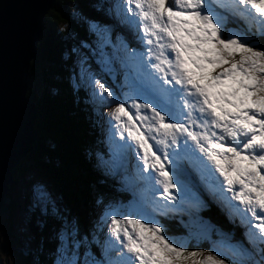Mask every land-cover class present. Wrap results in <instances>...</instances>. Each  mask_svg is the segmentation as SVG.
I'll list each match as a JSON object with an SVG mask.
<instances>
[{
    "label": "snow or ice",
    "instance_id": "1",
    "mask_svg": "<svg viewBox=\"0 0 264 264\" xmlns=\"http://www.w3.org/2000/svg\"><path fill=\"white\" fill-rule=\"evenodd\" d=\"M82 20L71 85L101 129L96 168L131 199L101 195L84 220L35 180L31 208L56 223L50 264H264V0H115ZM206 199L243 239L183 221ZM177 214L189 237L171 234Z\"/></svg>",
    "mask_w": 264,
    "mask_h": 264
},
{
    "label": "trees",
    "instance_id": "2",
    "mask_svg": "<svg viewBox=\"0 0 264 264\" xmlns=\"http://www.w3.org/2000/svg\"><path fill=\"white\" fill-rule=\"evenodd\" d=\"M107 1L56 0L54 7L47 14L38 44L39 56L31 63L30 76H35L39 68L42 69L44 80L54 92L47 94L50 98L47 96L43 98V95L38 97L34 90H28V96L38 106L36 123L38 138L32 152L15 168V176L17 173L23 175L25 169L23 172L21 169L27 161L33 162L36 168L48 172L64 204L72 213L84 220L94 217L95 201L99 196L121 198L127 202L126 199L128 200L130 195L117 191L118 186L112 181H106L96 168L92 153L99 146L97 117L92 109L85 105L83 92L78 96L71 82L69 83L68 58L66 56L64 59L62 55L67 53L73 41L69 40L68 36L65 38L58 24L59 21L68 22L69 3H77L84 12L93 17H102L107 11ZM73 25L80 31L79 34H84L86 26L81 19L77 25L75 23ZM240 25L246 28L244 23ZM233 27L237 28L235 25ZM253 30L255 31V27ZM79 34H76V37L80 36ZM257 40L260 44H264L263 37L257 35ZM46 62H49L48 66L45 65ZM15 188L14 179L7 198L12 196ZM6 200L0 214V229L2 214L8 209ZM200 216L203 220L216 225L221 231L228 232L226 221L220 213L205 210ZM170 223L171 234L180 236L186 231L178 222ZM40 236L45 237L44 245L48 246L50 234L47 233V228L40 233ZM51 244L53 247V242ZM43 264H45L44 260Z\"/></svg>",
    "mask_w": 264,
    "mask_h": 264
},
{
    "label": "water",
    "instance_id": "3",
    "mask_svg": "<svg viewBox=\"0 0 264 264\" xmlns=\"http://www.w3.org/2000/svg\"><path fill=\"white\" fill-rule=\"evenodd\" d=\"M56 0H0V214L15 168L34 149L38 106L28 96L31 63ZM31 231L39 237L34 215Z\"/></svg>",
    "mask_w": 264,
    "mask_h": 264
},
{
    "label": "rangeland",
    "instance_id": "4",
    "mask_svg": "<svg viewBox=\"0 0 264 264\" xmlns=\"http://www.w3.org/2000/svg\"><path fill=\"white\" fill-rule=\"evenodd\" d=\"M114 2L115 0H110L109 5H111ZM67 8H69L68 9L69 18H67L68 22L61 23L59 21L58 28L64 33L65 38L66 36H68L67 38L73 41V39L76 37V33L73 30V28L75 27L73 23L77 25V22L79 23V19L82 20V17H93V16L87 14L86 11L84 12V9L80 7L77 3H69ZM79 35L81 36V34ZM66 56L67 55L63 53L62 57L64 59L66 58ZM45 65L48 66L49 62H46ZM43 67L45 66L43 65ZM68 78L70 83L71 82L70 75ZM30 89L34 90L38 97H41L43 95L42 96L43 98L44 96H47V94L49 93L52 94V92H54L51 86H49V83L44 80V74L42 73V69L40 68L35 76L29 77V90ZM47 98L50 97L47 96ZM111 107L112 105H110L107 110H110ZM99 132L101 136L100 127H99ZM25 158L27 157H24L23 159ZM23 169H25L24 170L25 172H23ZM41 169L36 168L33 162L31 163L26 161L24 162L21 169V172H23L24 174L21 175L17 173V175L14 178L16 181V188L13 191L12 196L7 198L6 204L8 205V209L2 214L1 217L2 228L0 229V264H43V260L45 261V264H50V259H51L50 249L52 248L51 243L53 242L52 237L56 227V223L50 218L38 217V215L31 208L29 193L33 182L37 179H40L45 181L51 187L54 193H56L58 196L60 195L58 194L56 185L52 183L53 178L49 176L48 172H45L44 170ZM124 194H128V193L124 192ZM129 195H130L129 199H131V194L129 193ZM118 199L122 200L121 198ZM122 201L125 202L124 200ZM206 204H207V199H206ZM205 208H202L196 215H200L202 212H204ZM33 215H36V220L38 226L40 227V232L44 231L47 228V233L50 234L48 246L44 245L45 237L40 236L39 238H36V235L31 231L29 227V222ZM176 218L177 221L180 222L181 216L179 214H177ZM225 218L226 220H228L226 215ZM182 219L186 224L191 226L193 231L195 230L196 219H192L188 215H183ZM236 220L239 223V219L236 218ZM231 224L234 228L235 226H240L239 225L240 223L237 224L236 221L235 223H231ZM184 230L186 231L182 232L180 236L177 235L175 236L189 237V228L185 227ZM224 233L232 235L231 233L228 232H224ZM238 233L239 235H242V238L239 237L240 239H238L232 235V238L234 240L243 239V231L242 232L238 231ZM212 238L214 240L220 239V237H217L215 233H213ZM191 243L195 245L197 242L193 239L191 240ZM201 246L208 248V244L206 242H201Z\"/></svg>",
    "mask_w": 264,
    "mask_h": 264
},
{
    "label": "bare ground",
    "instance_id": "5",
    "mask_svg": "<svg viewBox=\"0 0 264 264\" xmlns=\"http://www.w3.org/2000/svg\"><path fill=\"white\" fill-rule=\"evenodd\" d=\"M109 2H110V0L107 1V4H106L107 6H110V5H109ZM107 9H108V7H107ZM90 16H91V15H90ZM39 43H40V42H39Z\"/></svg>",
    "mask_w": 264,
    "mask_h": 264
}]
</instances>
